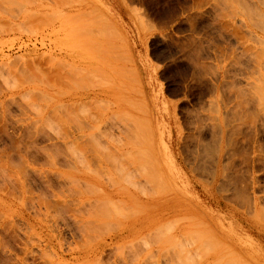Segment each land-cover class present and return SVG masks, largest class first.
Listing matches in <instances>:
<instances>
[{
  "label": "rangeland",
  "instance_id": "1",
  "mask_svg": "<svg viewBox=\"0 0 264 264\" xmlns=\"http://www.w3.org/2000/svg\"><path fill=\"white\" fill-rule=\"evenodd\" d=\"M0 264H264V0H0Z\"/></svg>",
  "mask_w": 264,
  "mask_h": 264
}]
</instances>
